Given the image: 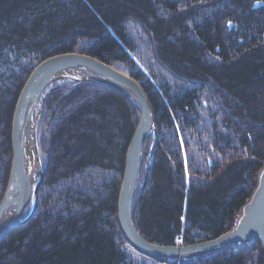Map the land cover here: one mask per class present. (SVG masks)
Masks as SVG:
<instances>
[{
  "label": "trees",
  "instance_id": "obj_1",
  "mask_svg": "<svg viewBox=\"0 0 264 264\" xmlns=\"http://www.w3.org/2000/svg\"><path fill=\"white\" fill-rule=\"evenodd\" d=\"M258 1L0 0V200L26 79L43 60L75 52L134 77L152 105L132 200L140 235L185 245L229 231L264 167ZM67 74L31 115L41 178L32 210L0 240V264H264L257 240L190 259L135 250L117 203L139 108L116 88Z\"/></svg>",
  "mask_w": 264,
  "mask_h": 264
},
{
  "label": "water",
  "instance_id": "obj_2",
  "mask_svg": "<svg viewBox=\"0 0 264 264\" xmlns=\"http://www.w3.org/2000/svg\"><path fill=\"white\" fill-rule=\"evenodd\" d=\"M262 1L253 7L262 6ZM229 26L231 24L229 23ZM74 70L81 79L104 83L130 96L137 104L140 116L127 146L117 203V218L129 244L152 258L190 259L257 240L264 250V167L258 172L257 185L250 199L242 206L235 225L226 233L206 241L191 244L158 245L140 235L132 220V200L135 191L143 142L152 130L154 113L141 84L132 76L86 54L68 52L49 57L35 66L26 79L16 102L11 122V163L5 192L0 200V240L18 228L23 210L34 201L31 195L32 176L25 169L26 140L33 145L36 165L39 158L30 118L43 89L60 73Z\"/></svg>",
  "mask_w": 264,
  "mask_h": 264
},
{
  "label": "rangeland",
  "instance_id": "obj_3",
  "mask_svg": "<svg viewBox=\"0 0 264 264\" xmlns=\"http://www.w3.org/2000/svg\"><path fill=\"white\" fill-rule=\"evenodd\" d=\"M64 73L65 74L68 73L67 75H69L70 78H76V79L77 78H81V76L74 70L66 71ZM32 127H33L32 119L30 118V129ZM25 167H26L27 172L30 173L31 176H32V190H33V188L35 187V185L37 183V179H38V167H37L36 162H35L34 153H33L32 146H31V141L29 139L26 140V162H25Z\"/></svg>",
  "mask_w": 264,
  "mask_h": 264
},
{
  "label": "bare ground",
  "instance_id": "obj_4",
  "mask_svg": "<svg viewBox=\"0 0 264 264\" xmlns=\"http://www.w3.org/2000/svg\"><path fill=\"white\" fill-rule=\"evenodd\" d=\"M30 131H31V134H32V129H30ZM245 243H248V242H245ZM244 244V243H243Z\"/></svg>",
  "mask_w": 264,
  "mask_h": 264
},
{
  "label": "flooded vegetation",
  "instance_id": "obj_5",
  "mask_svg": "<svg viewBox=\"0 0 264 264\" xmlns=\"http://www.w3.org/2000/svg\"><path fill=\"white\" fill-rule=\"evenodd\" d=\"M262 2H264V0H262Z\"/></svg>",
  "mask_w": 264,
  "mask_h": 264
}]
</instances>
